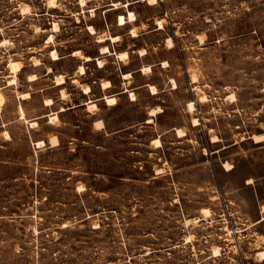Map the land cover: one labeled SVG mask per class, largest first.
I'll list each match as a JSON object with an SVG mask.
<instances>
[{
	"label": "rangeland",
	"instance_id": "374dc122",
	"mask_svg": "<svg viewBox=\"0 0 264 264\" xmlns=\"http://www.w3.org/2000/svg\"><path fill=\"white\" fill-rule=\"evenodd\" d=\"M0 93V264H264V0H0Z\"/></svg>",
	"mask_w": 264,
	"mask_h": 264
},
{
	"label": "bare ground",
	"instance_id": "6f19581e",
	"mask_svg": "<svg viewBox=\"0 0 264 264\" xmlns=\"http://www.w3.org/2000/svg\"><path fill=\"white\" fill-rule=\"evenodd\" d=\"M81 2H85V0H81ZM49 3H50V5L54 6L55 5V0H49ZM129 18L131 20H133V19L136 18L135 13L133 11H130ZM127 21L128 20H127L126 16L124 14H120V16H119V22H120V24H125ZM160 24H161L160 27H162V24H163L162 21H160ZM89 28H90V30L93 33L95 32V28H94L93 25H90ZM54 29L55 30L56 29H59V25L56 22L54 23ZM132 32H133V34H137L135 29H133ZM52 38H53V34H50L48 36V39L51 40ZM111 38L112 39H116V38H118V35H112ZM168 42L171 45L173 44V41H172V39L170 37L168 38ZM102 50L103 51H108L109 48L107 46H103L102 47ZM75 53L79 54V50H75ZM52 54H53V56L55 58L58 57V53H57L56 50H53ZM118 55L119 56H122V57H127L128 56V52L127 51H123V52H120ZM90 58H91V56H89V55L86 56V59H90ZM98 60H99L100 65L103 64V62H102V60L100 58ZM11 64L13 66L14 72L17 73V71L20 69L19 62L18 61H12ZM80 69L83 70V71L85 70V67H84L83 64L80 65ZM148 69L151 70V66L150 65L144 67V70L145 71H147ZM131 75H132L131 72H124L123 73V76L125 78H127V77H129ZM29 77H30V79H34L35 78V75L34 74H31ZM197 79H198L197 76L196 75H193V81H197ZM57 80H58V83H62L64 81V78L63 77H60ZM15 81H16V76L13 77V78H11L10 81H9V83L11 84V83H13ZM173 82H174V84H176V81L174 79H173ZM110 85H111V81H109V80H104L102 82V86L103 87H108ZM150 86L155 91V88H156L155 85L151 84ZM90 90H91V87L89 85H87V86L84 87V92L85 93L90 92ZM130 94H131L132 98L134 99L135 98V93L133 91H131ZM29 96H30V93L29 92H23V93H21V97L22 98H27ZM105 99H106V101H107L108 104H114V103L117 102V98L115 96H113V95L112 96L106 95L105 96ZM204 99H205V97L202 96L201 97V100H204ZM2 101H3V96L0 93V111H1V103H2ZM52 102H53V100L51 98H47L45 103L46 104H50V103L52 104ZM194 105H195L194 101H190L189 102V106H190L191 109L194 108ZM88 106H89V108H95V107H97V104L94 101L89 100L88 101ZM63 109H64V107H62V110ZM160 110H162L161 107H159V106L158 107H154V108L151 109V113L154 114V113H156V112H158ZM19 114H20V117L21 118H25V110L22 107V105L19 106ZM57 118H58V114L57 113H54V114L51 115V119L52 120L57 119ZM151 120H152V118L150 117L148 119V121H151ZM29 122H30V125L31 126H36L38 124L37 119H33V120L29 121ZM194 123L195 124L198 123V119L197 118H194ZM177 131H178V133L180 135H185V131L183 129L177 128ZM5 133L7 135L6 137H10V133H9L8 130H6ZM252 137L256 141H261V140L264 139V133H254V134H252ZM214 138H216L215 140L218 139L217 136H214ZM154 143H156L157 146L158 145H161V139L159 137H155L154 138ZM33 144H34V142H33ZM44 144H45V140H43V139H40V140L37 141V146L38 147H42V146H44ZM226 165L229 166L230 164L229 163H226ZM262 209H263L262 219H264V204L262 206ZM203 212H204L205 215H210V209L209 208H204ZM199 219H200L199 216H195V217L187 218L186 219V222L188 224L189 222L198 221ZM186 238H187V241H190L191 240V236H189V235H187ZM214 253H215L214 255H218L220 253L219 247H216L214 249ZM259 256H260L261 259L264 260V250H260L259 251Z\"/></svg>",
	"mask_w": 264,
	"mask_h": 264
},
{
	"label": "crops",
	"instance_id": "0c3cea01",
	"mask_svg": "<svg viewBox=\"0 0 264 264\" xmlns=\"http://www.w3.org/2000/svg\"><path fill=\"white\" fill-rule=\"evenodd\" d=\"M118 54V53H117ZM92 58V57H91ZM90 58V59H91ZM99 59V57H97V60ZM101 59V58H100ZM102 60V59H101ZM81 65V64H80ZM84 65V64H83ZM127 72H131V71H127ZM124 73V72H123ZM123 73H122V75H123ZM131 73H133V72H131ZM106 80H109V81H111L110 79H106ZM104 81V80H103ZM102 81V82H103ZM65 82V81H64ZM63 82V83H64ZM59 84H62V83H59ZM87 86V85H86ZM90 86V85H89ZM91 87V86H90ZM101 87L103 88V89H108V88H110V87H112V82H111V85L110 86H108V87H103L102 86V83H101ZM91 90H92V88H91ZM91 90H90V92H91ZM131 91H133V90H130V89H128V88H124V89H122V90H120L119 92H117V93H115V94H120V93H125V92H127V93H130ZM134 92V91H133ZM89 93V92H88ZM135 93V92H134ZM106 95H109V96H115L116 98H117V96L116 95H114V94H107V93H104V95H102L101 97H99V98H97V99H88L87 101H89V100H92V101H94L95 103H96V101L95 100H99V99H105V96ZM87 101H85V102H81V103H79V104H77V105H74V106H72V107H77V106H81V105H87L88 106V102ZM54 103V102H53ZM52 103V104H53ZM97 104V103H96ZM47 105V104H46ZM48 105H50V104H48ZM59 111V110H58ZM58 113V112H57ZM98 120H102L103 121V123H104V125H103V127L105 126V122H104V120L102 119V118H99V119H96L95 120V123H96V121H98ZM44 139V138H43ZM45 141L47 142V143H50V140H49V138H45Z\"/></svg>",
	"mask_w": 264,
	"mask_h": 264
},
{
	"label": "water",
	"instance_id": "95a60500",
	"mask_svg": "<svg viewBox=\"0 0 264 264\" xmlns=\"http://www.w3.org/2000/svg\"><path fill=\"white\" fill-rule=\"evenodd\" d=\"M250 137H252V135H250Z\"/></svg>",
	"mask_w": 264,
	"mask_h": 264
},
{
	"label": "trees",
	"instance_id": "16d2710c",
	"mask_svg": "<svg viewBox=\"0 0 264 264\" xmlns=\"http://www.w3.org/2000/svg\"><path fill=\"white\" fill-rule=\"evenodd\" d=\"M46 142V141H45ZM46 145V144H45Z\"/></svg>",
	"mask_w": 264,
	"mask_h": 264
}]
</instances>
